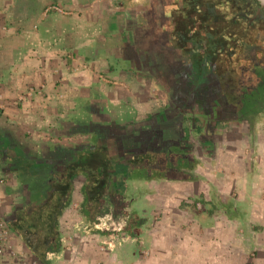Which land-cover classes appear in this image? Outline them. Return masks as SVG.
<instances>
[{"label": "crops", "instance_id": "1", "mask_svg": "<svg viewBox=\"0 0 264 264\" xmlns=\"http://www.w3.org/2000/svg\"><path fill=\"white\" fill-rule=\"evenodd\" d=\"M87 1L0 0V139L47 156L92 143L95 136L82 130L91 123L116 139L115 155L152 153L159 148L137 139L126 145L132 131L117 132L122 119H142L136 103L122 97V80L131 72L122 76L111 61L119 55L111 41L100 43L123 20L111 0H98L95 9ZM51 6L74 14L47 12ZM251 107L245 119L214 135V146H203L198 178L189 174L192 165L180 168L171 150L164 171L147 178L133 172L117 200L133 190L124 213L108 203L90 220L87 179L78 175L49 264H264V102ZM5 151L0 144V264H40L9 225L36 193L31 180L10 171ZM126 213L139 220L133 234L125 230Z\"/></svg>", "mask_w": 264, "mask_h": 264}, {"label": "flooded vegetation", "instance_id": "2", "mask_svg": "<svg viewBox=\"0 0 264 264\" xmlns=\"http://www.w3.org/2000/svg\"><path fill=\"white\" fill-rule=\"evenodd\" d=\"M136 33L154 67L184 90L218 98L264 88V7L258 0H145Z\"/></svg>", "mask_w": 264, "mask_h": 264}, {"label": "rangeland", "instance_id": "3", "mask_svg": "<svg viewBox=\"0 0 264 264\" xmlns=\"http://www.w3.org/2000/svg\"><path fill=\"white\" fill-rule=\"evenodd\" d=\"M111 1L112 9L119 13L116 17L123 21L120 25L117 23L116 31L101 36L103 39L100 43L111 41L119 53L111 61L113 66L122 69V76L126 75L127 70L131 72L128 80H122V97L131 98L136 103L135 113L142 118L135 123H130L133 116L127 122L122 119V131L117 132L124 134V131H132L130 135L134 134L133 138L128 137L124 142L126 145H130L131 140L135 143L137 139L159 149L173 151L172 154L180 157V168L182 164L192 165L189 174L198 178L195 169L201 163L199 155L203 146H214L216 133H224L226 129L236 125L237 118L242 120L247 116L253 103L264 102V88L253 91L254 94L245 93L244 96L247 97L243 98L236 94L226 106L221 105L222 102L218 99L220 97L211 98L187 88L183 90L171 76L162 75L163 73L154 69L157 61L152 56L149 42L140 33H136L142 17L141 4L145 0ZM86 4L94 9L100 5L98 0H88ZM63 10L65 14L62 15L70 17L74 14L72 9ZM124 15H128L127 22L124 21ZM124 109L122 105L123 115ZM125 117L126 115L122 116ZM29 189L33 193H39L40 186L36 179L31 180ZM132 192L128 191V196L122 203L117 202V209L123 213L128 210L126 204L136 198ZM129 212L131 213L130 210Z\"/></svg>", "mask_w": 264, "mask_h": 264}, {"label": "trees", "instance_id": "4", "mask_svg": "<svg viewBox=\"0 0 264 264\" xmlns=\"http://www.w3.org/2000/svg\"><path fill=\"white\" fill-rule=\"evenodd\" d=\"M82 126L83 131L95 136L92 143L70 149L60 148L47 156H35L12 140L0 139L6 150L3 153L10 162V171L27 180L26 183L36 179L40 186L39 193L26 206L16 209L9 222L40 264H49L48 254L60 248L58 219L70 202L78 175L86 176L87 183L83 189L85 212L95 222L106 204L117 206V200L124 193L126 181L133 172L138 171L147 178L148 172L164 171L165 164L172 160L166 149L147 151L136 157L133 155V158L115 155L110 148L116 146V139L111 138L107 130L91 123H83ZM179 160L180 157L175 155V161ZM125 215L128 217L125 230L133 234L139 220L132 214Z\"/></svg>", "mask_w": 264, "mask_h": 264}, {"label": "built area", "instance_id": "5", "mask_svg": "<svg viewBox=\"0 0 264 264\" xmlns=\"http://www.w3.org/2000/svg\"><path fill=\"white\" fill-rule=\"evenodd\" d=\"M49 10H54V11L60 13V14H63V13L65 14V11L63 10V8L52 7V6H51V7L47 10V12H48Z\"/></svg>", "mask_w": 264, "mask_h": 264}, {"label": "water", "instance_id": "6", "mask_svg": "<svg viewBox=\"0 0 264 264\" xmlns=\"http://www.w3.org/2000/svg\"><path fill=\"white\" fill-rule=\"evenodd\" d=\"M258 2L264 7V0H258Z\"/></svg>", "mask_w": 264, "mask_h": 264}]
</instances>
